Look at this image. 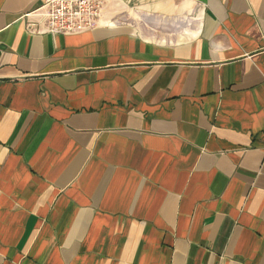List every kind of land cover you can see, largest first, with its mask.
<instances>
[{
	"label": "crops",
	"instance_id": "0c3cea01",
	"mask_svg": "<svg viewBox=\"0 0 264 264\" xmlns=\"http://www.w3.org/2000/svg\"><path fill=\"white\" fill-rule=\"evenodd\" d=\"M41 3L0 0V264H264V0Z\"/></svg>",
	"mask_w": 264,
	"mask_h": 264
},
{
	"label": "built area",
	"instance_id": "2783aa9c",
	"mask_svg": "<svg viewBox=\"0 0 264 264\" xmlns=\"http://www.w3.org/2000/svg\"><path fill=\"white\" fill-rule=\"evenodd\" d=\"M104 4L105 0H42L26 14L27 27L35 33L85 32L96 26Z\"/></svg>",
	"mask_w": 264,
	"mask_h": 264
}]
</instances>
